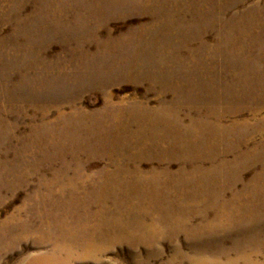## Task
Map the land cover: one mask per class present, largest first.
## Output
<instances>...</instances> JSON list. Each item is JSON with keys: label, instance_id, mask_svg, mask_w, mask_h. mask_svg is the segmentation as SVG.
<instances>
[{"label": "rangeland", "instance_id": "obj_1", "mask_svg": "<svg viewBox=\"0 0 264 264\" xmlns=\"http://www.w3.org/2000/svg\"><path fill=\"white\" fill-rule=\"evenodd\" d=\"M0 264H264V0H0Z\"/></svg>", "mask_w": 264, "mask_h": 264}, {"label": "bare ground", "instance_id": "obj_2", "mask_svg": "<svg viewBox=\"0 0 264 264\" xmlns=\"http://www.w3.org/2000/svg\"><path fill=\"white\" fill-rule=\"evenodd\" d=\"M57 245H58V244H57ZM57 245H56V246H57ZM60 246H62V245H60ZM57 248H58V247H57ZM61 249H62V248H61ZM67 251H69V249H68ZM68 254H70V252H69ZM51 256H52V255H51ZM49 257H50V256H49ZM45 259H46V258H45ZM52 260H53V261H59V260H58V257L56 256V252L53 253ZM52 260H51V261H52Z\"/></svg>", "mask_w": 264, "mask_h": 264}]
</instances>
